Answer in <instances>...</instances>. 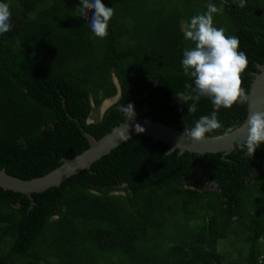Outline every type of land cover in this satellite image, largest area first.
Instances as JSON below:
<instances>
[{
	"label": "trees",
	"instance_id": "obj_1",
	"mask_svg": "<svg viewBox=\"0 0 264 264\" xmlns=\"http://www.w3.org/2000/svg\"><path fill=\"white\" fill-rule=\"evenodd\" d=\"M0 2L12 12L0 34V169L24 180L87 149L83 132L98 140L124 122L121 105L134 106V120L180 131L210 115L207 97L188 113L175 93L193 83L181 60L194 45L182 28L213 5L214 25L247 55V92L264 65V0H102L115 10L104 39L81 0ZM246 114L247 103L220 108L223 127L206 136L238 128ZM168 148L137 136L31 199L0 187V264H264V144L251 158L243 148Z\"/></svg>",
	"mask_w": 264,
	"mask_h": 264
},
{
	"label": "clouds",
	"instance_id": "obj_2",
	"mask_svg": "<svg viewBox=\"0 0 264 264\" xmlns=\"http://www.w3.org/2000/svg\"><path fill=\"white\" fill-rule=\"evenodd\" d=\"M81 3L79 12L83 18L87 19L89 11L94 10L88 22L91 32L100 39L106 38L109 34V22L115 14L114 8L107 7L102 0H81ZM245 3L246 0H240L238 6L243 8ZM216 12L217 8L213 5L203 14L191 17L182 28L184 38L194 45L183 51L181 60L185 75L189 76L193 83L185 84L186 91L175 93V96L180 102L187 104L188 113L197 111V103L201 97H207L214 109L210 115L201 116L192 128L184 127L182 135L194 141H201L206 134L223 127L218 119L220 108L230 109L233 105L247 103V90L242 87V74L249 63L247 55L239 50L238 37L226 35L224 28L214 25L213 16ZM11 17L10 4L0 2V34L11 31ZM114 81L117 84L115 78ZM114 97H117V100L119 95ZM111 98L103 103L109 102ZM189 101L192 103L188 104ZM118 110L125 115L126 122L135 119L136 112L131 103L126 107L121 105ZM135 131L142 133L144 129L137 124ZM232 131L233 129L229 128L225 134ZM261 144H264V112H253L247 119V139L242 148L251 158Z\"/></svg>",
	"mask_w": 264,
	"mask_h": 264
},
{
	"label": "water",
	"instance_id": "obj_3",
	"mask_svg": "<svg viewBox=\"0 0 264 264\" xmlns=\"http://www.w3.org/2000/svg\"><path fill=\"white\" fill-rule=\"evenodd\" d=\"M256 67L259 72L253 74L254 80L247 92L246 117L238 128L227 135L224 133L206 136L201 141H194L190 137L182 135L183 131L174 129L159 121L138 119L126 122L125 119L124 122L114 127L98 140L87 132H83L88 141V148L72 158H63L58 167L43 176L24 180L9 175L4 169H0V187L4 190L22 193L31 199L32 194L41 193L49 188L59 186L61 182L83 170L90 171V167L94 162L109 154L125 141L137 136H145L151 138L153 142L161 141L168 144L167 153L173 152L178 148L179 154L188 151L200 155L221 153L224 156L237 148H242L247 139L248 117L253 112H264V65L257 64ZM137 124L144 129L142 133L135 131Z\"/></svg>",
	"mask_w": 264,
	"mask_h": 264
},
{
	"label": "rangeland",
	"instance_id": "obj_4",
	"mask_svg": "<svg viewBox=\"0 0 264 264\" xmlns=\"http://www.w3.org/2000/svg\"><path fill=\"white\" fill-rule=\"evenodd\" d=\"M116 98H117V97H114V98L109 99V102H108V101H105L104 103H102V104L99 106V108H93V109H92V112H91V115H90V117H89V119H88V121H89V122H92V121L94 122V121L99 120V119L101 118V116H102L103 111H105V109H106L111 103H113V101H115ZM195 169H196V168H195ZM195 173L198 175V174H199V170L196 169V170H195ZM220 248H221L222 250H227V247H226L223 243L220 245Z\"/></svg>",
	"mask_w": 264,
	"mask_h": 264
},
{
	"label": "flooded vegetation",
	"instance_id": "obj_5",
	"mask_svg": "<svg viewBox=\"0 0 264 264\" xmlns=\"http://www.w3.org/2000/svg\"><path fill=\"white\" fill-rule=\"evenodd\" d=\"M196 169H198V170H199V168H198V167H196ZM196 169H195V170H196ZM200 175H201V174H200V170H199V174H198L197 176H200Z\"/></svg>",
	"mask_w": 264,
	"mask_h": 264
}]
</instances>
